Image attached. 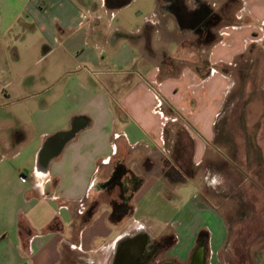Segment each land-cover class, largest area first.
<instances>
[{
	"label": "crops",
	"instance_id": "obj_1",
	"mask_svg": "<svg viewBox=\"0 0 264 264\" xmlns=\"http://www.w3.org/2000/svg\"><path fill=\"white\" fill-rule=\"evenodd\" d=\"M201 3L209 6L0 0V94L39 104L0 149V264H127L122 248L171 239L158 232L171 224L176 242L157 260L185 263L207 228L202 214L213 215L195 204L172 211L171 169L195 182L193 199L210 189L224 197L228 183L255 188V167L264 166V0H237L220 23L211 12L185 28ZM117 165L143 183L132 216L113 225L102 187ZM93 201L99 210L79 231Z\"/></svg>",
	"mask_w": 264,
	"mask_h": 264
},
{
	"label": "rangeland",
	"instance_id": "obj_2",
	"mask_svg": "<svg viewBox=\"0 0 264 264\" xmlns=\"http://www.w3.org/2000/svg\"><path fill=\"white\" fill-rule=\"evenodd\" d=\"M188 1L193 8L194 0ZM202 1L209 4L211 12H217L216 15L224 14L227 18L230 9L229 0ZM227 5L228 7H226ZM200 19L198 13L193 19L185 18L183 25L185 28L193 27L197 25ZM0 56L4 61L3 56L5 55L1 54ZM6 56L8 61H10L9 58L11 60L13 58L12 55ZM3 80L0 77V90L4 88ZM34 106H39V104L33 102L15 103L6 100L0 94V149L4 146L3 140L12 139L14 131L17 129L25 130V126L30 125L29 110ZM214 149L217 152V148L214 147ZM220 152L222 153V151ZM254 158H256V163L260 164L258 158ZM262 160H264L263 156ZM208 162L210 160L206 162L205 168L210 167ZM255 169L256 176L259 179L255 182V188H249L248 184H241V182H235L234 187L228 183L226 188L228 190L225 192L224 197H216V189L209 188V191H202V193L197 191L201 194V198L193 199L196 192L193 180L183 185L173 184L174 186H171L172 211L178 209L179 212H182L181 210L185 212L187 204L189 206L199 205L206 208L205 211L213 216L218 215L224 227L228 230V235H225V231H221L219 226H216L215 216H210L208 213L206 215L202 214L204 220L200 227L207 228L201 230V232L208 233L209 236L214 235V239L210 241V246L209 241H207V264H264V166L259 165ZM179 215L181 216V213ZM203 223L205 224L203 225ZM159 228L161 229H158V232H171V238L174 237L173 233L176 231V227L172 224L171 231L167 228ZM172 243L173 241H171V246Z\"/></svg>",
	"mask_w": 264,
	"mask_h": 264
},
{
	"label": "trees",
	"instance_id": "obj_3",
	"mask_svg": "<svg viewBox=\"0 0 264 264\" xmlns=\"http://www.w3.org/2000/svg\"><path fill=\"white\" fill-rule=\"evenodd\" d=\"M230 3H228L229 6L234 5L237 6V0H229ZM131 0H106V3L109 7L116 6V7H124L127 4H129ZM228 5L226 7H228ZM229 14H227L228 17ZM215 18V14L213 15ZM217 22L223 21V19H226V16L224 14L216 15ZM165 176L168 177L169 174L166 172ZM127 182V183H126ZM143 181L136 177L134 174H132L126 167L117 165L114 169L112 178L102 187L105 190L106 194L108 195V204L110 206V215H109V221L113 225H118L123 220H125L128 217H131L134 211V207L132 205V199L135 195V193L139 190V188L142 186ZM184 180L181 178L175 177V172L173 169H171V184H183ZM101 205L100 201H93L91 202L87 210L84 212V214L81 217L80 225L78 227L79 231H81L84 227H86L93 217L96 215V213L99 210V207ZM56 222H54L50 227L49 230L55 229ZM21 228V235L24 230H26L22 225ZM23 230V231H22ZM28 236L30 237V233H28ZM208 233L201 232L199 234V238H207L208 239ZM29 237H27L26 243L29 241ZM169 239V238H168ZM171 241H173L172 246L176 242V238H171Z\"/></svg>",
	"mask_w": 264,
	"mask_h": 264
},
{
	"label": "flooded vegetation",
	"instance_id": "obj_4",
	"mask_svg": "<svg viewBox=\"0 0 264 264\" xmlns=\"http://www.w3.org/2000/svg\"><path fill=\"white\" fill-rule=\"evenodd\" d=\"M165 1L170 2V0ZM199 5V11L193 15L195 17L198 13L200 14L201 19L198 24L206 22L209 18H211L210 15L212 14L210 7L205 3H201ZM171 247V240L169 241L168 238L153 242L147 241L143 237H139L129 248H122V253L126 251V254H124L122 258L124 260L126 257L127 264H207V238H199L197 240L196 246L185 263H178L173 260L158 261V257L161 255H167ZM117 264L119 263L117 262ZM121 264H125V262Z\"/></svg>",
	"mask_w": 264,
	"mask_h": 264
}]
</instances>
